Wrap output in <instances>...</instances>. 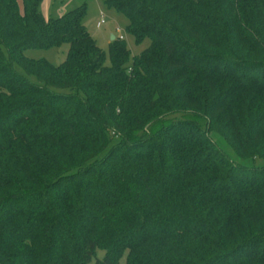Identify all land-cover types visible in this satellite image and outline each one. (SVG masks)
Masks as SVG:
<instances>
[{
  "label": "trees",
  "instance_id": "obj_1",
  "mask_svg": "<svg viewBox=\"0 0 264 264\" xmlns=\"http://www.w3.org/2000/svg\"><path fill=\"white\" fill-rule=\"evenodd\" d=\"M40 1L0 0V264H264V0H103L150 39L109 65Z\"/></svg>",
  "mask_w": 264,
  "mask_h": 264
},
{
  "label": "rangeland",
  "instance_id": "obj_2",
  "mask_svg": "<svg viewBox=\"0 0 264 264\" xmlns=\"http://www.w3.org/2000/svg\"><path fill=\"white\" fill-rule=\"evenodd\" d=\"M82 5L85 7L83 23L97 45L105 52L106 65L110 64L108 44L111 40V35L115 37L122 36V41L129 50L130 58L139 55L149 46L150 39L143 37L137 42L135 35L126 30V25L128 24L127 18L114 8H107L103 0H41L39 11L44 17H58ZM101 14L105 22L97 27L96 22L99 20ZM68 47L67 43L49 48L29 47L24 50V54L34 60L46 59L51 64L58 65L65 59ZM31 79L35 80L34 77H31ZM255 161L257 163L260 162L258 159ZM102 254L103 250L98 249L97 256L101 257Z\"/></svg>",
  "mask_w": 264,
  "mask_h": 264
},
{
  "label": "built area",
  "instance_id": "obj_3",
  "mask_svg": "<svg viewBox=\"0 0 264 264\" xmlns=\"http://www.w3.org/2000/svg\"><path fill=\"white\" fill-rule=\"evenodd\" d=\"M104 22H105V19H104L103 15L101 14L99 20L96 22V26L99 27V26H100L102 23H104ZM118 37H119V38H122L121 35H119Z\"/></svg>",
  "mask_w": 264,
  "mask_h": 264
},
{
  "label": "water",
  "instance_id": "obj_4",
  "mask_svg": "<svg viewBox=\"0 0 264 264\" xmlns=\"http://www.w3.org/2000/svg\"><path fill=\"white\" fill-rule=\"evenodd\" d=\"M114 37H115L114 35H111V40L114 39Z\"/></svg>",
  "mask_w": 264,
  "mask_h": 264
}]
</instances>
